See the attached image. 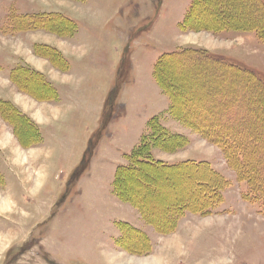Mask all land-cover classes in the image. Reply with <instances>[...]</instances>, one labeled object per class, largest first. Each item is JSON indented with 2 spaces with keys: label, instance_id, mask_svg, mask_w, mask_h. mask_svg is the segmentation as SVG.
I'll return each mask as SVG.
<instances>
[{
  "label": "rangeland",
  "instance_id": "374dc122",
  "mask_svg": "<svg viewBox=\"0 0 264 264\" xmlns=\"http://www.w3.org/2000/svg\"><path fill=\"white\" fill-rule=\"evenodd\" d=\"M263 89L264 0H0V264H264L214 141L264 176ZM206 161L229 181L210 212Z\"/></svg>",
  "mask_w": 264,
  "mask_h": 264
},
{
  "label": "trees",
  "instance_id": "16d2710c",
  "mask_svg": "<svg viewBox=\"0 0 264 264\" xmlns=\"http://www.w3.org/2000/svg\"><path fill=\"white\" fill-rule=\"evenodd\" d=\"M11 17L21 18L20 16H13V15L11 16V15L8 14V18H11ZM50 23H53V22H50ZM217 24H219L221 26L222 25V21H219V23H217ZM59 25L62 26L63 28L65 27L68 30H70L69 28H71V26H69V24H67V21L66 22H63L62 21V22H60ZM59 25H57V26H59ZM11 26H12V30L13 31L15 29H17V24H14V22H13V24ZM6 28H7V25L2 28V30L5 31L4 33H7L6 32L7 31ZM214 57L216 58L218 56L214 55ZM235 65H237V64H235ZM237 66H239V65H237ZM161 67L163 69L164 68L167 69V68H169V64L168 65H165V63H163L161 65ZM30 73L33 74V75H31ZM36 74L34 73V69H30L28 67L19 66V67L15 68L13 70V72H12L11 75L13 77L15 76L17 78H20V81L23 82V83H26V86L30 87V89L34 88L35 91L38 90L37 93L39 94V97H43V96H46V95H53L54 93H56L55 89H53V87H51V85H49L51 83L49 82V80H47V77L44 74H42L40 72H37V71H36ZM254 74H256V76L258 77V74L257 73L254 72ZM34 78L35 79L36 78L37 79H40V80H37V81L39 83H41L42 86L46 87L47 90H45L42 87H35V86H33L31 84V82H33V83H35V82L34 81H31V80L34 79ZM164 83L167 84L165 81H164ZM16 84H18L17 81H16ZM263 91H264V89H263ZM32 93H34L35 95H37L35 92H32ZM42 93H44V94H42ZM211 130L214 131L215 129L212 128ZM208 132H210V131L208 130ZM210 134H211V132H210ZM212 138H214V136ZM212 138H211V140H212ZM224 138L225 137L221 134L220 135V138L219 137L214 138V141H216V143L221 147V149H223L225 151V156H226L227 162L237 172L238 181L240 183H244L246 185V187H247L246 188V191H244L242 193V198L247 203H249L251 205H257L258 204V205H260V206H262L264 208V176H258V175H255V174H251L249 172L250 167H252V166L254 167L255 166V163H256L255 158H254L255 155L252 156V151H253L252 149L253 148L252 147L251 148H248V150H250L248 152L246 148H241V147H239L237 145L229 144V143L223 141ZM150 139L151 138H146V137L142 139L143 141L140 144V146L138 148V151L142 150L143 147L144 148L146 147L148 149H147V151H145V152H147L146 154L140 155V157L138 159V162L140 164L144 165V166H150L151 168H154V167H157V164H155V162H153V161L147 160L148 158H146V155H148V152L150 151V153H151V149H152L151 147L154 146L153 139L152 140H150ZM145 152H143V153H145ZM250 152H251V154H250ZM137 153L138 152H136L135 154H133V156L137 155ZM234 153H235V155H234ZM233 156H235L236 158H234ZM248 157H249V160H250V162H248V163L252 164V166L250 164H247ZM246 164L247 165H250V166L247 168L246 167L247 166ZM201 165H203L204 167H206L207 168V171H208V172H204L203 171V174L202 175L204 177L206 175L207 176H210L211 179H213L214 176L217 177V180L214 181V184L212 185V188L207 187L205 189L207 192H209V195H208V197L206 199V203H205L206 204V208L208 207V209H205V210H207L208 212H210L209 209L212 210L213 208L217 207V205H219L220 202H222V199H223V197H222L223 187H224V184H228L229 181L228 180H225L226 178H224V176H222L220 173H218L217 171H215L212 168V166L210 165V163H208V162H200L198 164L195 163L196 168L197 167H200ZM170 167H172V166H170ZM133 170L134 169H132L131 171H133ZM120 178H121L120 175H118L117 178H116V184L119 183ZM131 190H133L132 187H131ZM116 192L118 193L117 196H119V198L121 199V201L128 202V203L132 204V201L127 200L125 197L122 198V195L119 194L120 192H119V188L118 187H117V191ZM135 206H137V205H135ZM137 208L140 210L141 214L143 216H145V211L143 209L141 210L139 207H137ZM150 211H151V209H150Z\"/></svg>",
  "mask_w": 264,
  "mask_h": 264
},
{
  "label": "bare ground",
  "instance_id": "6f19581e",
  "mask_svg": "<svg viewBox=\"0 0 264 264\" xmlns=\"http://www.w3.org/2000/svg\"><path fill=\"white\" fill-rule=\"evenodd\" d=\"M38 80H40V79H38ZM35 83H36L38 86L40 85L39 87H42V88H44L45 90H47V88L44 87V86H42L41 83H39L38 81H36ZM30 132H31V131H30ZM25 143H26V142H25ZM170 202H172V201H170Z\"/></svg>",
  "mask_w": 264,
  "mask_h": 264
},
{
  "label": "crops",
  "instance_id": "0c3cea01",
  "mask_svg": "<svg viewBox=\"0 0 264 264\" xmlns=\"http://www.w3.org/2000/svg\"><path fill=\"white\" fill-rule=\"evenodd\" d=\"M38 72H40V73H41V71H38ZM42 74H44V75H45V73H42ZM45 76H46V75H45ZM47 76H48V75H47ZM47 76H46V77H47ZM48 78H49V76H48ZM206 162L210 163V165L212 166V164H211V162H210V161H206ZM212 168H213L215 171H217V172L219 171V170H217L216 168H214L213 166H212Z\"/></svg>",
  "mask_w": 264,
  "mask_h": 264
}]
</instances>
